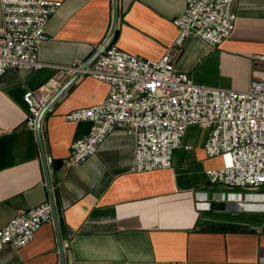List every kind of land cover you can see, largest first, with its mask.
Returning a JSON list of instances; mask_svg holds the SVG:
<instances>
[{
	"label": "crops",
	"instance_id": "0c3cea01",
	"mask_svg": "<svg viewBox=\"0 0 264 264\" xmlns=\"http://www.w3.org/2000/svg\"><path fill=\"white\" fill-rule=\"evenodd\" d=\"M58 1L62 5L39 48L40 60L49 65L11 69L0 77V228L18 209L51 204L36 128L26 126L24 93L50 80L52 64L88 62L112 28L114 0ZM234 7L235 29L221 45L212 47L195 35L184 40L175 65L196 83L248 90L264 79V63L254 57L264 54V0H235ZM185 8V0H119L117 29L107 47L159 59L176 41L174 19ZM108 92L107 82L82 73L41 121L65 264H260L264 212L253 201L264 190L210 182L208 170L223 161L206 154L207 128L188 127L169 168L136 172L135 138L123 128L79 166L64 165L72 144L91 128L89 120H67L66 114L102 102ZM60 263L53 219L27 245L0 251V264Z\"/></svg>",
	"mask_w": 264,
	"mask_h": 264
},
{
	"label": "built area",
	"instance_id": "2783aa9c",
	"mask_svg": "<svg viewBox=\"0 0 264 264\" xmlns=\"http://www.w3.org/2000/svg\"><path fill=\"white\" fill-rule=\"evenodd\" d=\"M185 2V11L174 19L178 37L159 59L142 58L110 45L84 70L81 62L50 65L56 70L50 80L24 93L26 126L35 129L52 96L67 78L82 71L107 82L109 92L102 102L66 114L67 120H89L91 128L72 144L65 166H79L112 131L123 128L135 138L136 172L169 168L188 127L198 125L209 130L204 144L207 156L223 161L208 170L210 182L229 189L263 190L264 79L254 80L248 90L208 86L196 83L175 65L188 36L217 47L233 33L235 0ZM61 5L58 0H1L0 77L11 69L39 71L49 65L40 60L39 48L47 37L50 17ZM254 57L264 63V54ZM253 204L264 211V197ZM52 219L50 202L18 209L0 228V251L8 245H27L40 226Z\"/></svg>",
	"mask_w": 264,
	"mask_h": 264
},
{
	"label": "water",
	"instance_id": "95a60500",
	"mask_svg": "<svg viewBox=\"0 0 264 264\" xmlns=\"http://www.w3.org/2000/svg\"><path fill=\"white\" fill-rule=\"evenodd\" d=\"M118 20H119V0H114V17H113V24H112L111 31H110L106 41L102 44V46L95 52V54L90 58V60H88V62H86L85 64L82 65V70L88 68L91 65V63L103 52V50L107 47V45L112 41V39L115 35V32H116V29H117ZM80 75H82V71L75 73L74 76L66 84H63L62 87L52 96L49 103L41 110L39 117H38V120H37V125H36L37 138H38L39 145L41 148V155H42L43 163L45 166V171L47 174L48 186L50 188L52 215H53V220H54V224H55L56 231H57L60 254H61V263L60 264H65V254H64V248H63V241H62L61 234L59 231L58 216H57V211H56L55 202H54V198H53L52 185H51V181H50V177H49L47 158H46V154H45V150H44V146H43V140H42V136H41V121H42V118H43L45 112L49 109V107L53 103V101L55 99H57L64 92V90L74 80H76Z\"/></svg>",
	"mask_w": 264,
	"mask_h": 264
},
{
	"label": "rangeland",
	"instance_id": "374dc122",
	"mask_svg": "<svg viewBox=\"0 0 264 264\" xmlns=\"http://www.w3.org/2000/svg\"><path fill=\"white\" fill-rule=\"evenodd\" d=\"M263 190H264V188H262ZM258 211H261V212H264L261 208L260 209H258Z\"/></svg>",
	"mask_w": 264,
	"mask_h": 264
}]
</instances>
